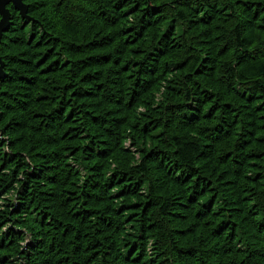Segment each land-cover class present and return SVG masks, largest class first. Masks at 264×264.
<instances>
[{
    "label": "trees",
    "instance_id": "16d2710c",
    "mask_svg": "<svg viewBox=\"0 0 264 264\" xmlns=\"http://www.w3.org/2000/svg\"><path fill=\"white\" fill-rule=\"evenodd\" d=\"M21 2L0 264H264V0Z\"/></svg>",
    "mask_w": 264,
    "mask_h": 264
},
{
    "label": "water",
    "instance_id": "95a60500",
    "mask_svg": "<svg viewBox=\"0 0 264 264\" xmlns=\"http://www.w3.org/2000/svg\"><path fill=\"white\" fill-rule=\"evenodd\" d=\"M9 4L18 10L21 15L25 14L26 7L22 4L21 0H0V37L9 21V10L6 8Z\"/></svg>",
    "mask_w": 264,
    "mask_h": 264
}]
</instances>
